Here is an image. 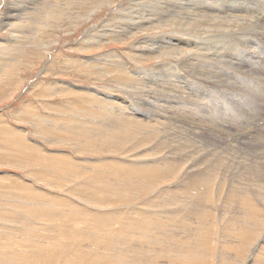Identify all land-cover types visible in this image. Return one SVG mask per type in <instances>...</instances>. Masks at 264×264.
Returning a JSON list of instances; mask_svg holds the SVG:
<instances>
[{"label":"rangeland","instance_id":"374dc122","mask_svg":"<svg viewBox=\"0 0 264 264\" xmlns=\"http://www.w3.org/2000/svg\"><path fill=\"white\" fill-rule=\"evenodd\" d=\"M135 1L0 0V264H119V262L136 264L137 261L133 263V260H139L142 248L154 251L153 255L145 256L149 259L147 262H144L145 264H156V262L157 264L162 262V264H165V262L167 264H255V262L264 264V198L258 197V199H255L254 197H249L245 202V199H247L246 194L249 190V181L247 182L249 177H247L248 173H244L249 172L247 159L249 155H246L249 152L247 153L245 148L248 146L247 138L249 140L252 138L246 136L245 127H247L249 122L250 113H253L252 117L256 122L257 134L255 136H259V138L255 137L254 143L261 145L264 142L260 136V134L264 133V118L259 121V124L257 123L258 107H255L256 110L253 108L252 111L248 109L249 104H247V94L245 93L249 89L246 84L249 82L245 66L246 55L250 50H257L258 43L254 36L258 33L263 34L264 26H258L255 19L254 23L251 20L256 25V27H253L255 31L252 32V27H248L243 31L246 34L242 32L240 34L239 32L235 33L239 36L237 37L235 34H231L236 29L235 24L231 29L227 30V25L221 23L223 21L228 23L230 20H233L231 17H227L229 15L225 12H219V15L218 12H215L213 17L215 21H210V23L206 24L201 22L196 25L191 24L193 22L180 17L177 20L168 22L169 24H175L178 21L176 23L180 26H178V29H175V26H168L164 23H160V26H158V19H156V22H153L155 25L158 23L156 25L158 27H153V25L140 17L141 21L139 19V22H136L132 32V34H135L132 35L130 32L134 25L131 20L129 21V18L134 15H131L128 11L135 13V9L139 8L137 4H142L144 0ZM213 1L216 0H208L207 2L208 4L211 2L209 4L211 5ZM228 1L222 0L227 8L225 10H229L230 7L232 9L234 6L241 7L239 9L241 16L240 18L238 17L239 24H237V28L241 29L242 27L238 26H241L242 23L248 20L246 19L245 12L250 4L246 5V0ZM255 2L256 7L260 5L257 1ZM146 3L142 7L145 6L144 8L147 12H139L143 14L141 15L143 17H146L145 13H162L165 10L164 3L158 4L157 0H148ZM242 4L245 5L243 6ZM134 5H136V8ZM263 5L259 6L262 10L264 8ZM125 8L126 10H123ZM38 14L40 15L39 19ZM189 16H193L195 20L198 17L196 13L189 14ZM219 16L222 17L220 18ZM36 18L40 21L39 23L38 20L36 21ZM217 19L218 21H216ZM31 22H34V25ZM143 22H147L150 27H148V30H143L139 27ZM185 22L188 23L186 24ZM22 23H25V26ZM26 24L28 26L30 24L31 26L28 28ZM190 25L192 26L191 28L189 27ZM185 28H189L188 32ZM110 29H113V31ZM248 29H251V33L254 34L252 35ZM259 29L263 31H258ZM105 30L107 32H104ZM176 31L182 33L176 34ZM28 32L31 33L29 34ZM124 33L126 36L123 35ZM158 37H161L162 43L156 41L159 39ZM181 38L185 42L191 40V44L194 45V47L192 46L194 51L177 52V48L172 43H178V40H182ZM141 40L143 44H147L146 48H148V51L146 50L142 55L149 56V58L147 59L144 56V63H142V60L141 63L136 64L131 57V53L136 49L142 48ZM163 40L168 42L163 43ZM247 40H253V45ZM159 44L160 46H158ZM187 45L185 43L184 46ZM148 46L153 47V49ZM167 46L171 47L168 48ZM255 46L257 47L253 49ZM155 48H157V51H155ZM161 48L166 51H162ZM106 54L111 55L112 61L116 63L121 62L123 65L126 64L124 66L130 67L132 71L121 75L118 67H109L111 57L105 58ZM187 56L191 60L190 65L184 61ZM104 58L106 61L103 63L102 59ZM11 62L12 67L8 68L7 65ZM201 63L203 65H200ZM102 65L107 68L104 69L105 73L102 72ZM165 65L170 67L171 71L164 72L162 69L166 67ZM140 66H144L145 69L147 68L149 81H153L155 75L159 73L161 80L165 81V86L161 85L159 88L157 85L141 82L138 79L135 80L133 76L129 77L133 73L137 75V67ZM157 67L160 68L158 69ZM108 71L110 73L106 74ZM168 73H170V76ZM211 74H214V77ZM194 75L198 79H195ZM140 76H144V74L141 73ZM209 76H211V79ZM171 79L175 85L178 84L182 89L173 91L172 88L175 85H167V81L170 82ZM258 84V78L255 74L252 81V95L255 98L259 97ZM120 85L124 87V90ZM168 87H170V90L167 89ZM226 87L227 89H225ZM68 88L75 91H83V94L74 95ZM126 88L134 91L130 95L133 99L126 97L129 96L124 93ZM161 89L164 91H161ZM118 90H122L123 93ZM145 91L151 95L155 94L156 97L153 98L152 96L151 98V95H147ZM160 92L164 93L161 95ZM117 94L120 95L119 98L122 101L126 100L125 103L130 106L129 112L133 110V112H138L136 115H142L141 113H144V108L150 110V106L154 105L153 111L157 110V114L163 117L162 120L164 122L167 120L166 124H159V127L156 126L158 123L155 125L153 122L142 125L145 127L143 131L146 128L147 130L151 128L152 131H148L153 134L155 133L154 139L149 141L151 143L146 142L149 145H136V142L139 140L137 135H133V141H131L135 145L130 141L125 143V141H122L124 139L117 134L110 133L106 135L107 137L102 135V120H105L109 124L112 122L109 115L97 108L93 96L104 99V97L110 95L117 96ZM164 94L173 98L174 101L183 102L179 104L180 108L182 107V112H184L182 116L175 117L172 114L178 115L177 109L175 111L172 108L168 111V108H166L167 102L163 106L164 109L161 105L160 107L155 105L156 100H160V97L162 99ZM184 95L187 96L185 97ZM176 97L181 99L177 100ZM146 98L150 100L148 101ZM254 101L257 102L256 99ZM190 106L193 108L191 109ZM196 107L204 111L203 115L202 113L199 114L200 116L195 114L193 109ZM228 108L230 109L228 110ZM168 112L171 114H166ZM171 123H174L173 125H176V127H173ZM87 124L90 125L89 128H82L80 130V127H88ZM232 125L234 128L231 127ZM165 130L169 132L167 133ZM200 134L203 135L201 136ZM104 137L106 141L102 139ZM113 137L117 138V140L113 139ZM119 138L122 140H119ZM165 138L168 140L167 143ZM57 139L61 140L57 141ZM154 140H158V142L155 141V144ZM121 141L122 143H120ZM163 141H165L166 148L162 144ZM170 141L173 145L170 144ZM28 142L32 145L27 144ZM160 143L161 145H159ZM33 145H36L37 148L40 146L38 149H42L44 153H38V149H35ZM184 145L185 147H183ZM135 146L136 148H134ZM218 146L220 150L218 153H215V148ZM161 147L163 149H160ZM192 147L193 150L191 149ZM148 148L150 151L147 150ZM131 149L132 151H129ZM170 149L172 151L176 150L172 152ZM211 150L214 154L211 153ZM144 151L146 153H142ZM226 151L229 159L224 154ZM255 151L256 156L261 155L258 148ZM151 152L152 154H150ZM219 152L221 153L219 154ZM171 153L172 156H170ZM238 153L239 156H235ZM139 154H142V156H139ZM218 154L220 156L222 154V157ZM157 155L159 158L163 157L162 160L164 159L165 161L163 164L158 163L162 160ZM168 155L169 157H167ZM180 155H183V157ZM185 156L193 159H188ZM223 156H227L228 160ZM144 157L147 159L156 158L150 159L145 163L154 161L160 166V169L156 173H141L138 175V178L144 181L145 184H142V186L145 187L134 194L131 199L129 193L123 194L120 198L117 197L116 187L118 183L126 184L128 182L127 184L129 185L124 186L126 188L131 187L130 184L136 186L140 183L135 177L128 179L126 172L122 169H119L117 175L119 178H115L116 175L111 174L109 170L111 168L108 169L107 166H114L115 168L118 166L119 168L118 161L131 162L132 164L133 158L145 160ZM194 159L196 162H194ZM216 159L218 166L221 163L220 167L216 166ZM169 160L173 162L175 160L176 166L170 165L171 162ZM211 161L212 164L210 163ZM218 161H225L227 166L225 163H219ZM227 161L230 163H227ZM194 164L197 165L195 166ZM205 164H211V169L215 170L216 175H213L207 183L203 182L199 184V182H196L199 184V187H195V181L190 180L193 179L195 174H203L200 171L205 170ZM171 167L176 168L172 171ZM218 168H221L220 171ZM191 174L194 175L192 176ZM237 174L243 176H239L241 183ZM227 178L230 182L227 181ZM230 178L233 180H230ZM243 179L246 180V183L243 182ZM173 181L176 183L174 184ZM156 182L158 183V187L155 185ZM109 184L113 185L114 194L105 191V188ZM237 185L239 188H237ZM169 186L173 187L172 191L167 192L165 195H159L160 197H154V202L149 200L155 190ZM241 186H244V188ZM245 186L247 189H245ZM177 187L179 188L177 189ZM230 189H232L233 195H231L232 191ZM244 189L246 194L243 192ZM136 190L132 189V192ZM173 190H177L176 192L178 193H172ZM221 191L224 192L221 193ZM225 193H228V195ZM205 198H207L208 202H206ZM247 201H250L255 209L259 210L258 214H261L259 218L246 214L250 211L251 205ZM222 205L224 208H222ZM122 206H127V208L122 210ZM161 208L180 210L188 218L192 219L175 221L174 226L167 225L168 219L160 222L157 214L149 215L151 210L162 211ZM204 208L212 211L206 214H192ZM128 209L133 213L129 212ZM242 210L246 213L244 211L242 213ZM252 210L255 213L254 208ZM223 212L224 214H222ZM225 212L228 213L227 218L233 217L232 219H235L238 217L240 221L247 220L252 223L246 224V226L243 225V228L240 222L234 224V226L231 224L228 226ZM252 227L255 228L253 229ZM219 228L221 231L218 230ZM178 230H182L181 234ZM163 233L166 235L164 234V236ZM168 234L170 238L167 237ZM173 234L175 235V239L173 238ZM140 235H144V237ZM159 237L163 240L158 239ZM181 238L184 239L181 240ZM128 252L133 253L135 258L127 259L126 255L128 256ZM237 252L240 253L237 254ZM183 253L188 254L189 258ZM172 254L175 257H179L174 259L172 258ZM205 254L206 260L204 259ZM181 256L183 259H190V261L183 260ZM246 258L249 259L247 260ZM112 259L114 260L111 261ZM199 259L202 260L200 261Z\"/></svg>","mask_w":264,"mask_h":264},{"label":"bare ground","instance_id":"6f19581e","mask_svg":"<svg viewBox=\"0 0 264 264\" xmlns=\"http://www.w3.org/2000/svg\"><path fill=\"white\" fill-rule=\"evenodd\" d=\"M25 1V0H24ZM43 1V0H42ZM47 1V0H46ZM135 1V0H134ZM137 1V0H136ZM135 1V2H136ZM139 1H141V0H139ZM148 0H144L143 2H142V4H137L138 5V7L139 8H137V10L135 9V13L134 12H129L128 11V13H131V15L133 14L134 16H132L131 18H129V21L131 20V22L133 23V27H132V30H131V34H132V32H133V30H134V28H135V24H136V22L140 19V17L142 18V19H144L145 21H147L148 23H150L151 25H153V27L154 26H156L158 23V26H160V23H164V24H167L168 26H175V29H178L180 26L179 25H177L176 23L178 22H176L175 24H169L168 22L170 21H174V20H177V18H184V19H186V20H188L189 22H193V23H191V24H200V22L201 23H210V21H215L214 20V15H215V12L217 13L218 12V15H219V12H222V13H227L229 16H227V17H231L233 20H230L228 23H226V21H223V22H221V23H224L225 25H227L226 26V29L227 30H229V29H231L232 28V26L234 25L235 27H236V29L235 30H233L232 32H231V34H235V33H238L239 32V34L242 32L243 33V31H245L248 27H252V29H253V27L255 26L256 27V25H254L253 23H254V19H255V22H257V25L258 26H264V15H263V13H264V8H263V10H262V8L261 7H259L260 5L262 6V4H264V0H246L245 2H246V5L247 4H250L249 5V7H247V10H246V12H245V15H246V19H248L246 22H244V23H242V25L241 26H238V27H242L241 29H238L237 28V24H239V19H238V17L240 18V16H241V13L239 12V9L241 8H238V7H235L234 6V8H232L231 9V7H230V9L229 10H225V9H227L226 8V6H225V4H224V2H222V0H216V1H213V3L211 4V5H209L208 4V0H157V2H158V4L159 3H164V7H165V10L161 13V12H158V13H153V12H150V13H148V14H146L145 13V15H146V17H143V16H141V15H143L142 13L145 11V6L144 7H142L143 6V4L144 5H146ZM151 1V0H150ZM228 1V0H227ZM233 1V0H232ZM255 1H257L260 5H258L257 7L255 6L256 5V2ZM103 2V1H102ZM155 3H156V1H154ZM153 2V3H154ZM207 2V3H206ZM229 2V1H228ZM244 2V3H245ZM64 3V2H63ZM117 3V2H116ZM115 3V4H116ZM130 3V2H129ZM234 3V2H233ZM241 3V2H240ZM49 4H50V2H49ZM227 4V3H226ZM229 4V3H228ZM235 4V3H234ZM28 5V4H27ZM38 5V4H37ZM58 5V4H57ZM101 5V4H100ZM149 5V4H148ZM150 5H151V3H150ZM230 5V4H229ZM228 5V6H229ZM232 5V4H231ZM238 5V4H237ZM243 5V4H242ZM245 5V4H244ZM243 5V6H244ZM45 6V5H44ZM61 6V5H60ZM63 6V5H62ZM136 5H134V7H135ZM155 6V5H154ZM161 6V5H160ZM264 6V5H263ZM101 7V6H100ZM132 7V6H131ZM151 7V6H150ZM64 8V7H63ZM127 8H129V7H127ZM136 8V7H135ZM134 9V8H133ZM123 10H126V8L125 9H123ZM148 10H150V9H148ZM39 11V10H38ZM45 11V10H44ZM43 11V12H44ZM48 11V10H47ZM53 11V10H52ZM68 11V10H67ZM70 11V10H69ZM142 12L141 14L139 13V12ZM153 11V10H152ZM156 11H158V10H156ZM162 11V10H161ZM242 11H244V10H242ZM145 12H147V11H145ZM60 13V12H59ZM137 13V14H136ZM194 14V13H196L197 14V18H196V20H195V18L193 17V16H189V14ZM45 14H48V13H45ZM51 14V13H50ZM56 14V13H55ZM188 14V15H187ZM7 15V14H6ZM39 15V14H38ZM137 15H140V16H137ZM217 15V14H216ZM222 15V14H221ZM226 15V14H225ZM36 16V15H35ZM50 16V15H49ZM48 16V17H49ZM91 16V15H90ZM127 16V15H126ZM136 16V17H135ZM39 17H40V15L38 16V19H39ZM124 17V16H123ZM196 17V16H195ZM216 17H218V16H216ZM220 17V16H219ZM222 17V16H221ZM220 17V18H221ZM126 18V17H125ZM25 19V18H24ZM37 18H36V21L38 20ZM68 19V18H67ZM156 19H158V23L155 25L153 22H156ZM223 19V18H222ZM242 19V18H241ZM34 20H35V18H34ZM33 20V21H34ZM78 20V19H77ZM127 20H128V18H127ZM126 20V21H127ZM179 20H181V19H179ZM244 20V19H243ZM251 20H253L252 22H251ZM36 21H34V22H36ZM44 21V20H43ZM116 21V20H115ZM140 21H141V19H140ZM182 21V20H181ZM216 21H218V19L216 20ZM242 21V20H241ZM18 22V21H17ZM23 22V21H22ZM25 22V21H24ZM33 22V23H34ZM40 21L38 20V23H39ZM45 22V21H44ZM139 22V21H138ZM147 22H143V23H141L140 25H139V27L140 28H142L143 30H145V29H147L148 30V24H147ZM26 23V22H25ZM25 23H22L23 25L25 24ZM28 23H30V22H28ZM32 22H31V24H33ZM37 23V22H36ZM54 23H56V22H54ZM59 23V22H58ZM129 23V22H128ZM174 23V22H173ZM186 23V22H185ZM184 23V24H185ZM188 23V22H187ZM186 23V24H187ZM51 24V23H50ZM139 24V23H138ZM137 24V25H138ZM179 24V23H178ZM183 24V25H184ZM190 24V23H189ZM215 24H216V22H215ZM27 25V24H26ZM34 25V24H33ZM38 25V24H37ZM37 25H36V28H37ZM109 25V24H108ZM150 25V26H151ZM219 25V24H218ZM222 25V24H221ZM25 26V25H24ZM23 26V27H24ZM29 26H31L30 24H29ZM29 26L27 25V27L29 28ZM115 26H116V24H115ZM158 26H156V27H158ZM179 26V27H178ZM187 26V25H186ZM22 27V28H23ZM26 27V28H27ZM112 27V26H111ZM110 27V28H111ZM118 27V26H117ZM139 27H138V29H139ZM166 27V26H165ZM181 27H182V25H181ZM184 27V26H183ZM188 27V26H187ZM190 28L192 27L191 25L189 26ZM259 27V28H260ZM21 28V29H22ZM32 28H33V26H32ZM36 28H34V29H36ZM150 28V27H149ZM31 29V28H30ZM34 29H32V30H34ZM52 29V28H51ZM113 29H116V28H113ZM113 29L111 30V31H113ZM119 29H120V27H119ZM126 29V28H125ZM186 29V31L188 32V29L189 28H185ZM257 29V28H256ZM262 29H263V27H262ZM261 29V30H262ZM29 30V29H28ZM127 30V29H126ZM248 30H250V33H251V29H248ZM260 29L258 30V31H261ZM27 31V30H26ZM31 31V30H30ZM37 31V30H36ZM42 31V30H41ZM45 31H47V30H45ZM108 31H109V29H108ZM170 31V30H169ZM182 31V30H181ZM183 31H184V28H183ZM196 31V30H195ZM222 31V30H221ZM255 30L253 29V31L252 32H254ZM257 31V30H256ZM258 31H257V33H258ZM263 31V30H262ZM34 32V31H33ZM32 32V33H33ZM104 32H107L106 30L104 31ZM122 32V31H121ZM125 32V31H124ZM127 32V31H126ZM136 32V31H135ZM167 32V31H166ZM208 32V31H207ZM246 32H249V31H246ZM264 32V31H263ZM25 33V32H24ZM29 33V32H28ZM31 33V32H30ZM29 33V34H30ZM40 33V32H39ZM161 33V32H160ZM170 33V32H169ZM176 34L178 33H182V32H180V31H176L175 32ZM249 33V34H250ZM27 34V33H26ZM109 34H112V33H109ZM116 34V33H115ZM114 34V35H115ZM133 34H135V33H133ZM132 34V35H133ZM158 34V33H157ZM193 34V33H192ZM243 34H246V33H243ZM252 34V33H251ZM254 34V33H253ZM252 34V35H253ZM256 34V33H255ZM107 35V34H106ZM117 35V34H116ZM124 36H126L125 35V33L123 34ZM123 35H121V36H123ZM196 35H199V34H196ZM195 35V36H196ZM236 35V34H235ZM160 36H161V34H160ZM237 36V35H236ZM48 37V36H47ZM104 37H105V35H104ZM218 37H219V35H218ZM237 37H239V36H237ZM247 37V36H246ZM254 37H256V39L255 40H257V43H258V48H257V50H255L254 48H256L257 46H255V47H253V49L254 50H250L249 52H248V54L246 55L247 57H246V60H245V66H246V70H247V74H248V80H249V82H247L246 84H247V88H249L248 89V91L247 92H245L246 94H247V96H246V99H247V101H248V103L247 104H249V108L248 109H250L251 111H252V109L253 108H255V107H258V117H256V118H258V121H257V119H256V121H257V123L259 124V121H261V120H263V118H264V33L262 34H260V33H258V34H256ZM112 38V37H111ZM151 38V37H150ZM159 38V37H158ZM205 38V37H204ZM234 38V37H233ZM46 39V38H45ZM108 39V38H107ZM106 39V40H107ZM174 39V38H173ZM182 39V38H181ZM187 39V38H186ZM236 39V38H235ZM247 39H249L248 37H247ZM115 40V39H114ZM144 41H145V39H143ZM155 40V39H154ZM178 40V39H177ZM183 40V39H182ZM182 40H178V43H172V45H174L176 48H177V52L178 51H181V53L182 52H191V51H194V45H192L191 44V40H188L187 42H185L184 40L182 41ZM206 40V39H205ZM46 41V40H45ZM140 41V40H139ZM138 41V42H139ZM152 41H153V39H152ZM157 42H159V43H162V39H161V37L159 38V39H157L156 40ZM172 41V40H171ZM240 41V40H239ZM247 41H249V40H247ZM149 42H150V40H149ZM156 42V43H157ZM165 42H168V41H166V40H163V43H165ZM188 42H190V43H188ZM206 42V41H205ZM224 42V41H223ZM252 43V45H253V40H251V41H249V43ZM141 43H142V40H141ZM148 43V42H147ZM182 43V44H181ZM185 43H187L188 45L187 46H184L185 45ZM220 43V42H219ZM225 43V42H224ZM151 45H152V43H150ZM241 44V43H240ZM254 44H255V42H254ZM142 45V48L141 49H139V50H135L133 53H131V57L133 58V61L136 63V64H138V63H141L142 62V60H143V62L142 63H144V60H145V57L144 56H146V55H142V53L143 52H145L146 50L148 51V48H146V46H147V44L145 45V44H141ZM154 45V44H153ZM156 45V44H155ZM164 45V44H163ZM205 45H207V44H205ZM251 45V46H252ZM135 46V45H134ZM158 46H160V44L158 45ZM193 46V47H192ZM139 47V46H138ZM148 47H150V46H148ZM155 47V46H154ZM164 47V46H163ZM165 47H166V45H165ZM168 48L169 47H171V46H167ZM200 47V46H199ZM241 47V46H240ZM261 47H263V48H261ZM140 48V47H139ZM151 48V47H150ZM149 48V49H150ZM158 48V47H157ZM157 48H155V51H157L156 49ZM160 48V47H159ZM198 48V47H197ZM204 48V47H203ZM251 48V47H250ZM260 48V49H259ZM132 49H133V47H132ZM151 49H153V47L151 48ZM164 49H166V48H164ZM212 49V48H211ZM159 50V49H158ZM161 50H162V48H161ZM170 50V49H169ZM168 50V51H169ZM175 50V49H174ZM196 50V49H195ZM248 50H249V48H248ZM151 51V50H150ZM162 51H166V50H162ZM200 51V50H199ZM225 51V50H224ZM241 51V50H240ZM161 52V51H160ZM216 52V51H215ZM151 53V52H150ZM231 53V52H230ZM152 54H154L153 52H152ZM171 54H172V52H171ZM173 54H174V52H173ZM177 54V53H176ZM197 54V53H196ZM156 55V54H155ZM189 55V54H188ZM153 56V55H152ZM165 56V55H164ZM170 56V55H169ZM173 56V55H172ZM178 56V55H177ZM105 58H108V57H111V55H107L106 54V56H104ZM147 57V59L149 58V56H146ZM180 57V56H179ZM184 57V56H183ZM102 59V61H103V63L106 61V59ZM217 58V57H216ZM178 59V58H177ZM245 59V58H244ZM158 60V59H157ZM170 60V59H169ZM183 60V59H182ZM181 60V61H182ZM203 60V59H202ZM231 60V59H230ZM110 66L109 67H111V66H115V67H118L119 68V72H120V74L121 75H124V74H126V72H130V71H132L131 69H130V67H125L124 65H126V64H122L121 62H119V63H116V62H114V61H112V57L110 58ZM163 61V60H162ZM185 62H186V64H189L190 63V58L187 56V58H185V60H184ZM243 61V60H242ZM176 62V61H175ZM200 62V61H199ZM198 62V63H199ZM244 62V61H243ZM126 63V62H125ZM169 63V62H168ZM183 63V62H182ZM181 63V64H182ZM106 64V63H105ZM167 64V63H166ZM170 64V63H169ZM232 64V63H231ZM255 64V65H254ZM7 65V64H6ZM12 65V62L11 63H9L7 66H8V68L10 67ZM14 65V64H13ZM190 65V64H189ZM194 65V64H193ZM200 65H203L202 63L200 64ZM230 65V64H229ZM256 65H257V67H256ZM166 66V65H165ZM216 66V65H215ZM222 66V65H221ZM234 66V65H233ZM12 67V66H11ZM102 68H103V71L102 72H104L105 73V71H104V69H107L104 65H102L101 66ZM101 67H99V68H101ZM164 67V66H163ZM162 67V68H163ZM14 68V67H13ZM144 66H140V67H137V75H135L134 73L131 75L130 74V76L129 77H134L133 79H135V80H139V81H141V82H147V83H150V84H154V85H157V86H159V88L161 87V85H163V86H165V81L164 80H161V75L159 74V76H158V74H156L155 75V78L153 79V81H149L148 80V71L144 68ZM158 68V67H157ZM160 68V67H159ZM158 68V69H159ZM213 68H214V66H213ZM218 68V67H217ZM2 69V68H1ZM143 69V70H142ZM150 69V68H149ZM156 69V68H155ZM3 70V69H2ZM1 70V71H2ZM116 70V69H115ZM164 72H167V71H171V69H170V67H168V66H166V67H164L163 69H162ZM215 70V69H214ZM116 71H118V70H116ZM151 71V70H150ZM153 71V70H152ZM159 71V70H158ZM161 71V70H160ZM218 71H220V70H218ZM217 71V72H218ZM222 71V70H221ZM224 72V71H223ZM103 73V74H104ZM108 73H110L109 71L106 73V74H108ZM141 73H143L144 74V76H140L141 75ZM152 73V72H151ZM155 73V72H154ZM162 73V72H161ZM210 73H211V71H210ZM213 73H215L214 71H213ZM127 74H129V73H127ZM169 74V76H170V73H168ZM173 74V73H172ZM198 74V73H197ZM208 74H209V71H208ZM218 74V73H217ZM216 74V75H217ZM247 74H246V76H247ZM257 75V78H258V85H259V88H258V94H259V97L258 98H255L253 95H252V81H253V78H254V75ZM101 75V74H100ZM153 75V74H152ZM190 75H192L193 76V74L192 73H190ZM196 75V74H195ZM195 75H194V77H195ZM201 75V74H200ZM212 76L214 75V74H211ZM215 75V76H216ZM219 75V74H218ZM222 75V74H221ZM168 76V75H167ZM198 76V75H197ZM220 76V75H219ZM236 76H237V74H236ZM159 77V78H158ZM201 77H203V76H201ZM205 77V76H204ZM210 77V79H211V76H209ZM214 77V76H213ZM240 77V76H239ZM166 78V77H165ZM217 78V77H216ZM238 78V77H237ZM120 79V78H119ZM195 79H198V78H196L195 77ZM205 79V78H204ZM172 80V79H171ZM170 80V82L169 81H167V85H173L174 84V81L172 80L171 81ZM175 80V79H174ZM177 80V79H176ZM235 80V79H234ZM10 81V80H9ZM118 81H120V80H118ZM217 81V80H216ZM239 81V80H238ZM246 82V81H245ZM138 83V82H137ZM136 83V84H137ZM233 83V82H232ZM243 83V82H242ZM203 84V83H202ZM209 84H210V82H209ZM223 84V83H222ZM245 84V85H246ZM256 84V83H255ZM143 85V84H142ZM175 85V84H174ZM173 85V86H174ZM181 85V84H180ZM231 85V84H230ZM121 87H122V85H120ZM236 86V85H235ZM146 87V86H145ZM151 87V86H150ZM170 87H172V86H170ZM170 87H168L167 89H169L170 90ZM206 87V86H205ZM124 87H122V89H123ZM182 89V87L181 86H178V84L177 85H175L174 86V88H172L173 89V91H179V89ZM54 89V88H53ZM86 89V88H85ZM88 89V88H87ZM147 89V88H146ZM165 90H167L166 88H164ZM225 89H227V87L225 88ZM234 89V88H233ZM256 89V88H255ZM52 90V89H51ZM68 90H70L71 91V93L72 94H74V95H80V94H83V91H79V90H73V89H69L68 88ZM124 90V89H123ZM157 90V89H156ZM187 90V89H186ZM192 90V89H191ZM195 90V89H194ZM55 91V90H54ZM80 93H79V92ZM119 91V90H118ZM149 91H152V90H149ZM161 91H164V90H162L161 89ZM254 91V90H253ZM55 92H58V91H55ZM119 92H122V90L121 91H119ZM134 91L132 90V89H129V88H126V90H125V94L126 95H129V96H126V97H129V98H132V97H130V95L133 93ZM146 92V91H145ZM166 92H168V91H166ZM183 92V91H182ZM181 92V93H182ZM199 92V91H198ZM53 93V92H52ZM123 93V92H122ZM121 93V94H122ZM144 93V92H143ZM147 93V92H146ZM152 93V92H151ZM157 93V92H156ZM161 93V92H160ZM164 93V92H163ZM163 93H161V95L163 94ZM180 93V94H181ZM184 93V92H183ZM188 93V92H187ZM194 94V93H193ZM234 96H235V94L234 93H232ZM147 95H151V94H149V93H147ZM171 95V94H170ZM179 95V94H178ZM189 95H191V94H189ZM201 95V94H200ZM93 96V95H92ZM118 96V97H117ZM117 96H113V95H110V96H107V97H104V99L103 98H98V97H96V96H93V99L96 101V104H97V108L99 109V110H101L103 113L105 112L107 115H109L110 116V120H111V124H109V123H107L105 120H102V123H103V127H102V135H104V136H106V135H109L110 133H113V134H117V135H120L121 136V138H123L124 140H122L121 138H119V140L121 139L122 141H125V143L127 142V141H133V135L135 136V135H137L136 137L137 138H139V140L136 142V145L138 144V145H145V146H147V145H149V143H151V142H149L150 140H153L154 139V134L152 133V132H150V131H148V130H151V128L150 129H148L147 130V128L145 129V131H143V129L145 128L144 126H142V125H144V124H147V123H151V122H153V124H155L156 125V123H158L156 126H158L159 124H161V125H163L165 122H167V120L164 122L162 119H163V117L161 116V115H158L157 114V110H155V111H153V106L151 105V104H149V105H151L150 106V110H148V109H146V108H144V113H141L142 115H136V113H138V112H133V110L132 111H130L129 112V110H130V106L128 105V104H126L125 102H126V100H121L119 97H120V95L119 94H117ZM152 96H153V98L154 97H156L155 96V94H153V95H151L150 97L152 98ZM182 96V95H181ZM185 96V95H184ZM187 96V95H186ZM185 96V97H186ZM198 96V95H197ZM258 96V95H257ZM256 96V97H257ZM149 97V98H150ZM159 97H160V95H159ZM163 98L161 99V97H160V100L159 99H157L156 100V102H155V105L156 106H159L160 107V105L162 106V108H163V106H165V103H166V108H168V111H170L172 108L175 110V109H177L178 110V112H179V114L178 115H175L174 113H172L175 117H177V116H182L183 114H184V112H182V110H181V108H180V103L182 104L183 102H179V101H174V99L173 98H171V97H168V96H166L165 94H164V96H162ZM191 97V96H190ZM202 97V96H201ZM121 98H123L122 96H121ZM125 98V97H124ZM145 98V97H144ZM263 98V99H262ZM133 99V98H132ZM147 100H148V98H146ZM145 99V100H146ZM176 99L177 100H179V99H181V98H179V97H176ZM184 99V98H183ZM186 99V98H185ZM193 99V98H192ZM196 99V98H195ZM254 99H256L257 100V102L256 101H254ZM141 100V99H140ZM144 100V99H143ZM150 100V99H149ZM148 100V101H149ZM194 100V99H193ZM191 101V100H190ZM189 101V102H190ZM196 101V100H195ZM142 102V101H141ZM143 102H145V101H143ZM201 102V101H200ZM147 103V102H146ZM145 103V104H146ZM153 103V102H152ZM194 103V102H193ZM139 105H141L140 103H138ZM143 104V103H142ZM225 104H227V103H225ZM148 105V104H147ZM184 105V104H183ZM194 105V104H193ZM200 105H202V104H200ZM186 106H188V105H186ZM196 106V105H195ZM217 106V105H216ZM247 106V105H246ZM191 107V106H190ZM204 107V106H203ZM207 107V106H206ZM230 107V106H229ZM157 108V107H156ZM193 107H191V109H192ZM159 109V108H158ZM161 109V108H160ZM164 109V108H163ZM163 109H161V110H163ZM186 109V108H185ZM190 109V110H191ZM209 109V108H208ZM230 108H228V110H229ZM194 111H195V114L198 116L200 113H202V115H203V110L201 111V109L200 108H198V107H196V108H194L193 109ZM225 110V109H224ZM255 110H256V108H255ZM254 110V111H255ZM153 111V112H152ZM165 111V110H164ZM176 111V110H175ZM208 111V110H207ZM253 111V112H254ZM170 112H168V113H166V114H169ZM190 113V112H189ZM233 113V112H232ZM255 113V112H254ZM171 114V113H170ZM192 114V113H191ZM223 114H224V112H223ZM253 114V113H252ZM252 114L250 113L249 114V122H248V124H247V127H245L246 129H245V134H246V136H249L250 138H252L251 140H249V138H247V141H248V146L245 148L246 149V151H247V153L249 152V154H246L247 156H248V163H249V168H248V170H249V172H244V173H248V176L247 177H249L248 179H247V182L249 181V183H248V188H249V190L247 191V194L245 193V189H247L246 188V186H245V189H244V193L246 194V196H247V199H245V202H246V200H248L249 199V197H254L255 199H258V197H261V198H264V142H263V144H261V145H259V144H257V143H254V139H255V134H257V129H256V126H255V124H256V122H255V120L253 119V117H252ZM164 115V114H163ZM201 115V116H202ZM212 115V114H211ZM247 115V114H246ZM167 116V115H166ZM200 116V115H199ZM254 116H255V114H254ZM187 117V116H186ZM189 117H190V115H189ZM225 117V116H224ZM248 117V116H247ZM173 118V117H172ZM182 118H184V117H182ZM218 118H220V117H218ZM217 118V119H218ZM229 118H231V117H229ZM235 118H236V116H235ZM234 118V119H235ZM195 119V118H194ZM226 119H227V117H226ZM230 120V119H229ZM233 120V119H232ZM109 121V120H108ZM194 121V120H193ZM264 121V120H263ZM202 122V121H201ZM227 122V121H226ZM237 122H238V120H237ZM206 123V122H205ZM166 124V123H165ZM169 124V123H168ZM172 124V123H171ZM174 124V123H173ZM172 124V125H173ZM229 124V123H228ZM88 125V124H87ZM231 125V124H230ZM235 125V124H234ZM244 125V124H243ZM261 125V124H260ZM171 126V125H170ZM169 126V127H170ZM176 127V125H173V127ZM189 126V125H188ZM187 126V127H188ZM237 126V125H236ZM238 126H239V124H238ZM242 126V125H241ZM258 126V125H257ZM90 127V125H88V127H80V130L82 129V128H89ZM150 127H152V126H150ZM159 127V126H158ZM161 127V126H160ZM165 127V126H164ZM168 127V128H169ZM172 127V128H173ZM231 127H233V125L231 126ZM39 128V127H38ZM157 128V127H156ZM162 128V127H161ZM234 128V127H233ZM260 128V127H259ZM263 128V127H262ZM60 129V128H59ZM164 129V128H163ZM167 129V128H166ZM186 129V128H185ZM241 129H242V127H241ZM241 129H239V130H241ZM244 129V128H243ZM261 129V128H260ZM264 129V128H263ZM262 129V130H263ZM77 130H78V128H77ZM161 130V129H160ZM187 130V129H186ZM214 130V129H213ZM233 130V129H232ZM231 130V131H232ZM236 130V129H235ZM152 131V130H151ZM159 131V130H158ZM157 131V132H158ZM164 131V130H163ZM167 133L169 132V131H167V130H165ZM220 131V130H219ZM264 131V130H263ZM263 131H261V132H263ZM162 132V131H161ZM166 132H164V133H166ZM182 132V131H181ZM203 132V131H202ZM242 132V131H241ZM233 133V132H232ZM231 133V134H232ZM180 134V133H179ZM219 134V133H218ZM226 134V133H225ZM101 135V136H102ZM181 135V134H180ZM185 135V134H184ZM195 135V134H194ZM197 135V134H196ZM201 135V134H200ZM203 135V134H202ZM201 135V136H202ZM220 135V134H219ZM115 136V135H114ZM162 136H164L163 134H162ZM197 136H199V135H197ZM196 136V137H197ZM200 136V137H201ZM260 136L262 137L261 139H263V141H264V133H262V134H260ZM107 137V136H106ZM168 137V136H167ZM166 137V138H167ZM184 137V136H183ZM182 137V138H183ZM188 137V136H187ZM233 137V136H232ZM258 138H259V136H257ZM256 137V138H257ZM57 138V137H56ZM115 137H113V139H114ZM155 138H156V135H155ZM165 138V139H166ZM169 138V137H168ZM218 138V137H217ZM53 139V138H52ZM55 139V138H54ZM102 139H105V137L104 138H102ZM116 140H117V138H115ZM178 139V138H177ZM208 139V138H207ZM241 139V138H240ZM56 140V139H55ZM59 139H57V141H58ZM61 140V139H60ZM59 140V141H60ZM115 140V141H116ZM161 140V139H160ZM169 140H170V138H169ZM174 140H175V138H174ZM187 140V139H186ZM105 141H106V139H105ZM113 141V140H112ZM114 141V142H115ZM122 141L120 142V143H122ZM136 141V140H135ZM149 142L148 144L146 143V142ZM155 141H157L158 142V140H154V142ZM166 141V143H167V139L165 140ZM165 141H163V143L162 144H164V146H165ZM179 141V140H178ZM177 141V142H178ZM191 141V140H190ZM238 141V140H237ZM23 142V141H22ZM34 142V141H33ZM37 142V141H36ZM53 142H55L54 140H53ZM117 142H119V141H117ZM172 142H174L173 140H172ZM176 142V141H175ZM187 142V141H186ZM236 142V141H235ZM256 142V141H255ZM261 142V141H260ZM35 143V142H34ZM33 143V144H34ZM132 143V142H131ZM189 143V142H188ZM194 143V142H193ZM192 143V144H193ZM216 143H218V142H216ZM216 143H215V145H216ZM246 143V142H245ZM27 144H29V145H32V144H30L29 142L27 143ZM67 144V143H66ZM117 144H119V143H117ZM128 144V143H127ZM132 144H134V142L132 143ZM154 144V143H153ZM155 144H156V142H155ZM158 144V143H157ZM170 144H172L171 143V141H170ZM177 144V143H176ZM23 145H25V144H23ZM114 145V144H113ZM112 145V146H113ZM121 145H123V144H121ZM131 145V144H130ZM135 145V144H134ZM159 145H161V143L159 144ZM166 145H169V144H166ZM173 145V144H172ZM179 145V144H178ZM189 145H191V144H189ZM245 145H247V144H245ZM262 145H263V147H262ZM34 146V148L36 149L37 147H36V145H33ZM124 146V145H123ZM144 146V147H145ZM163 146V147H164ZM193 146H195V145H193ZM202 146V145H201ZM223 146H225V145H223ZM234 146V145H233ZM127 147V146H126ZM138 147V146H137ZM142 147V146H141ZM157 147H158V149H159V146L157 145ZM163 147H161L160 149H163ZM171 147V146H170ZM175 147V146H174ZM173 147V148H174ZM177 147V146H176ZM183 147H185V145L183 146ZM187 147V146H186ZM196 147V146H195ZM212 147V146H211ZM26 148V147H25ZM28 148V147H27ZM38 148H40V146L38 147ZM37 148V149H38ZM42 148V147H41ZM124 148V147H123ZM132 149H133V147H131ZM134 148H136V146L134 147ZM165 148H166V146H165ZM164 148V149H165ZM168 148V147H167ZM199 148V147H198ZM205 148V147H204ZM224 148V147H223ZM226 148V147H225ZM254 148H255V150L258 148V150L260 151V153H261V155L259 156V155H255L256 154V151L254 150ZM132 149L131 150H129V151H132ZM156 149V148H155ZM154 149V150H155ZM186 149V148H185ZM190 149V148H189ZM192 150H193V147L191 148ZM206 149V148H205ZM212 149V148H211ZM238 149V148H237ZM236 149V150H237ZM145 150V149H144ZM148 151H150L149 150V148L147 149ZM153 150V149H152ZM151 150V151H152ZM157 150V149H156ZM167 150H169V149H167ZM171 150V149H170ZM174 150V149H173ZM176 150V149H175ZM174 150V151H175ZM196 150V149H195ZM194 150V151H195ZM201 150H204V149H201ZM220 150V148H219V146L218 147H216L215 148V153H218V151ZM231 150V149H230ZM234 150H235V148H234ZM38 151V153H44L43 152V150L42 149H38L37 150ZM172 151V150H171ZM174 151H172V152H174ZM222 151V150H221ZM228 151V150H227ZM227 151L224 153L225 155H227ZM156 152V151H155ZM163 152V151H162ZM182 152H184L183 150H182ZM234 152V151H233ZM40 153V154H41ZM140 153H141V151H140ZM142 153H146V151H144V152H142ZM168 153H169V151H168ZM167 153V154H168ZM186 153V152H185ZM211 153H213L212 152V150H211ZM211 153H209V154H211ZM221 152H219V154H220ZM258 153V152H257ZM148 154V153H147ZM150 154H152V152L150 153ZM161 154V153H160ZM166 154V155H167ZM176 154V153H175ZM178 154V153H177ZM187 154V153H186ZM197 154V153H196ZM206 154H208V153H206ZM214 154V153H213ZM218 154V155H219ZM222 154H223V151H222ZM222 154H221V156L220 157H222ZM229 154V153H228ZM233 154V153H232ZM234 154H236V153H234ZM243 154V153H242ZM44 155V154H43ZM67 155V154H66ZM133 155V154H132ZM131 155V156H132ZM162 155V154H161ZM165 155V156H166ZM185 155V154H184ZM194 155H195V152H194ZM229 155H231V154H229ZM241 155V154H240ZM64 156V155H63ZM137 156H138V154H137ZM139 156H142V154H139ZM158 156V155H157ZM170 156H172V153H171V155ZM180 156H182L183 157V155H180ZM209 156V155H208ZM228 156V155H227ZM226 156V157H227ZM235 156H239V153H238V155H235ZM167 157H169V155L167 156ZM186 157V156H185ZM217 157V156H216ZM224 157V156H223ZM226 157H224V158H226ZM158 158H159V156H158ZM161 158V157H160ZM159 158V159H160ZM163 158V157H162ZM162 158H161V160H162ZM166 158V157H165ZM186 158H188V157H186ZM191 158V157H190ZM190 158H188V159H190ZM194 158H196V157H194ZM219 158V157H218ZM232 158H233V156H232ZM231 158V159H232ZM134 160H132V164H131V162L130 163H128V162H122V161H118L119 162V168H118V166H116L117 168H115L114 166H107L108 167V169L109 168H111V169H109L110 171H111V174L113 173L114 175H116L115 176V178L117 177V178H119L117 175H118V172H119V169H122V170H124L125 172H126V176L128 177V179H132V178H134L135 177V179L136 180H138V182L140 183V184H138V185H136V186H133V185H131L130 184V186L131 187H124V186H128L129 184H119L118 183V185H117V187H116V196L117 197H121L123 194H128L129 193V195H131V197H130V199L134 196V194H136V193H138V191L139 190H142L145 186H142V184H145L144 183V181H142L140 178H138V175H140L141 173H156L157 172V170L158 169H160V166H158V164L156 163V162H154V161H150V162H148V163H145V162H147V161H149L150 159H156V158H150V159H147V158H145L144 157V159L145 160H142V159H135V158H133ZM169 159V158H168ZM168 159H166V160H168ZM191 159H193V158H191ZM205 159V158H204ZM227 159V158H226ZM228 159H229V156H228ZM227 159V160H228ZM238 159H240V157H238ZM242 159V158H241ZM109 160V159H108ZM142 160V161H141ZM160 160V161H161ZM181 160V159H180ZM198 160V159H197ZM213 160V159H212ZM115 161V160H114ZM130 161V160H129ZM171 163H170V165H173V166H176V164L174 163L175 162V160H174V162L173 161H171V160H169ZM169 161H167V162H169ZM177 161V160H176ZM181 161H183V160H181ZM187 161V160H186ZM192 161V160H191ZM201 161V160H200ZM216 161V163H217V159L215 160ZM231 161V160H230ZM243 161V160H242ZM245 161V160H244ZM165 161H164V159L161 161V162H158V163H160V164H163ZM167 162H166V164H167ZM193 162V161H192ZM194 162H196V160L194 159ZM198 162H199V160H198ZM219 162V161H218ZM220 162H222V161H220ZM219 162V163H220ZM246 162V161H245ZM111 163V162H110ZM187 163H188V161H187ZM191 163V162H190ZM204 163V162H203ZM211 164H212V161L210 162ZM222 163H225V161L224 162H222ZM227 163H230V162H228L227 161ZM242 163V162H241ZM211 164H208L209 165V167H208V165H206L205 164V170L204 171H200L201 172V174L202 175H198V174H195V172H194V174H191L192 176H193V179H191L190 181H195V187L196 186H198L199 187V184H202L203 182H205V183H207L208 182V180L210 179V178H212L213 177V175L215 176L216 175V172H215V170L214 169H211ZM226 164V163H225ZM114 165V164H113ZM182 165V164H181ZM184 165V164H183ZM193 165V164H192ZM195 165V164H194ZM197 165V164H196ZM195 165V166H196ZM230 165V164H229ZM247 165V164H246ZM165 166V165H164ZM217 167H220L221 166V163H220V166H218V163H217V165H216ZM226 166H227V164H226ZM232 166V165H231ZM235 166V165H234ZM233 166V167H234ZM244 166H245V164H244ZM248 166V165H247ZM39 167V166H38ZM168 167V166H167ZM214 167V166H213ZM241 167H242V164H241ZM176 167H171L170 169L173 171L174 169H175ZM202 168V169H203ZM229 168V167H228ZM232 168V167H231ZM236 168V167H235ZM169 169V171H171ZM189 169V168H188ZM191 169V168H190ZM194 169H196V168H194ZM193 169V170H194ZM198 169V168H197ZM219 169V171H220V169L221 168H218ZM217 169V170H218ZM238 169V168H237ZM56 170V169H55ZM167 170V169H166ZM199 170V169H198ZM198 170H197V172H198ZM228 170V169H227ZM57 171V170H56ZM222 171H223V169H222ZM241 171H243L242 169H241ZM120 172L122 173V171L120 170ZM191 172V171H190ZM65 173V172H64ZM187 173V172H186ZM57 174H59V173H57ZM123 174V173H122ZM168 174V173H167ZM166 174V175H167ZM230 174V173H229ZM229 174H227V175H229ZM222 175V174H221ZM220 175V176H221ZM226 175V176H227ZM231 175V174H230ZM230 175H229V177H230ZM238 175V174H237ZM224 176V175H223ZM225 176V177H226ZM239 176H240V174L238 175V178H239ZM123 177V176H122ZM187 177H190V176H187ZM219 177V176H218ZM231 177H232V175H231ZM237 177V176H236ZM240 177H243V176H240ZM163 178V177H162ZM169 178V177H168ZM69 179H71V178H69ZM158 179V178H157ZM169 179H171V178H169ZM168 179V180H169ZM218 179V178H217ZM224 179V178H223ZM228 179V178H227ZM232 178H230V180H231ZM236 179V178H235ZM234 179V180H235ZM240 179V183H241V178H239ZM246 179V178H245ZM107 180V179H106ZM216 180V179H215ZM233 180V179H232ZM244 180V179H243ZM128 181V180H127ZM156 181H158V180H156ZM227 181H229V179L227 180ZM239 181V180H238ZM163 182V181H162ZM174 182V181H173ZM184 182V181H183ZM196 182H199V184H197ZM215 182V181H214ZM220 182H221V180H220ZM226 182V181H225ZM230 182V181H229ZM228 182V183H229ZM234 182V181H233ZM235 182L236 183H238L236 180H235ZM234 182V183H235ZM244 183H246V180H244L243 181ZM106 183V182H105ZM170 183H172V182H170ZM176 182H174V184H175ZM178 183V182H177ZM185 183V182H184ZM190 183H192V182H190ZM194 183V182H193ZM216 183V182H215ZM235 183V184H236ZM179 184V183H178ZM223 184V183H222ZM226 184H227V182H226ZM232 184V183H231ZM155 185H157L156 187H158V183L156 182V184ZM154 185V186H155ZM217 185H218V183H217ZM229 185H230V183H229ZM233 185V184H232ZM242 185V184H241ZM161 186H163V185H161ZM173 186V185H172ZM172 186H169V187H163V188H160L159 190H155V192L154 193H152V196L149 198V200L152 202H154V197H160L159 195H165V194H167V192H169V191H172V189H173V187ZM176 186H178V185H176ZM180 186V185H179ZM183 186V185H182ZM181 186V187H182ZM235 186V185H234ZM240 186V185H239ZM122 187H124V188H126V189H124V188H122ZM222 187V186H221ZM220 187V188H221ZM230 187V186H229ZM228 187V188H229ZM232 187V186H231ZM242 188H244V186H241ZM155 188V187H154ZM179 187H177V189H178ZM237 188H239L238 187V185H237ZM236 188V189H237ZM241 188V189H242ZM132 189H137L136 191H134V192H132ZM184 189V188H183ZM190 189H192V188H190ZM197 189V188H196ZM233 189V188H232ZM232 189H230V191H232ZM235 189V190H236ZM240 189V190H241ZM153 190V191H154ZM227 190V189H226ZM238 191H239V189H237ZM105 191L106 192H108V193H112V194H114V192H113V185H111V184H109L106 188H105ZM177 191V190H176ZM176 191H174L173 190V192L172 193H174V192H176ZM227 191H229V190H227ZM224 192V191H223ZM222 191H221V193H223ZM242 192V191H241ZM240 192V193H241ZM242 192V193H243ZM176 193H178V192H176ZM238 193V192H237ZM226 194V193H225ZM173 195V194H172ZM224 195V194H223ZM226 195H228V193L226 194ZM229 195H230V192H229ZM231 195H233V191H232V194ZM180 196V195H179ZM237 196V195H236ZM175 197V196H174ZM224 197V196H223ZM231 197V196H230ZM178 198V197H177ZM228 199H231V198H229V197H227ZM240 198H242V197H240ZM220 199V198H219ZM225 199H226V197H225ZM205 200H206V202H208L207 201V198H205ZM208 200H209V198H208ZM215 200V199H214ZM232 200V199H231ZM241 200V199H240ZM163 201V200H162ZM172 201H173V199H172ZM175 201V200H174ZM180 201V200H179ZM202 201H203V199H202ZM260 201H262L261 199H260ZM185 202H187V201H185ZM191 202V201H190ZM210 202V201H209ZM224 202H226V201H224ZM247 202H249L251 205H250V211L248 212V213H246L244 210H242V213H243V211L247 214V215H251V216H253V217H256V218H259L260 216H261V214H258V209H255V207L253 206V204L250 202V201H247ZM201 203V202H200ZM204 203V202H203ZM30 204V203H29ZM248 204V203H247ZM44 205V204H43ZM52 205V204H51ZM194 205V204H193ZM208 205V204H207ZM206 205V206H207ZM224 205V204H223ZM223 205H222V208H224L223 207ZM233 205V204H232ZM53 206V205H52ZM203 206V205H202ZM205 206V205H204ZM209 206V205H208ZM226 206V205H225ZM256 206V205H255ZM49 207V206H48ZM59 207V206H58ZM213 207V206H212ZM228 207V206H227ZM257 207V206H256ZM127 208V206H122L121 207V209L122 210H124V209H126ZM188 208V207H187ZM208 208V207H207ZM207 208H204V209H201V210H198V211H196V212H193L192 214H202V213H204V214H206V213H210L211 211H209ZM230 208H231V205H230ZM254 208V211H255V213L253 212V209ZM153 209V208H152ZM162 209V208H161ZM228 209H229V207H228ZM232 209V208H231ZM233 209H234V207H233ZM241 209V208H240ZM129 210V209H128ZM235 211H236V209H234ZM219 211V210H218ZM222 211V210H221ZM225 211H227V210H225ZM240 211V210H239ZM129 212H131V213H133L132 211H130L129 210ZM138 212H141V211H138ZM185 212H187V211H185ZM228 212V211H227ZM227 212H225L226 213V221H227V225L229 226L230 224L231 225H233L234 226V224H238V222H240L241 224H242V228H243V225L244 226H246V224H251L252 222L251 221H247V220H245V221H240L239 219H238V217L237 218H235V219H232V218H227V216H228V213ZM231 212V211H230ZM232 212H233V210H232ZM238 212V211H237ZM264 212V211H263ZM215 213V212H214ZM236 213V212H235ZM240 213H241V211H240ZM155 214H157L158 215V220L161 222V221H163L164 219H168V222H167V225H173L174 226V222L175 221H182V219H188V220H190V219H192V218H188L183 212H181L180 210H173V209H162V211H159V210H156L155 209V211H153V210H151V212H149V215L151 216V215H155ZM221 214V213H220ZM222 214H224V212L222 213ZM222 214H221V216H222ZM257 214V215H256ZM231 215V214H230ZM238 215V214H237ZM242 215V214H241ZM220 216V217H221ZM225 217V216H224ZM236 217V216H235ZM218 218V217H217ZM250 218V217H249ZM249 218H247V219H249ZM223 219V218H222ZM262 219V218H261ZM263 220V219H262ZM223 221H224V219H223ZM197 222V221H196ZM199 222V221H198ZM201 222V221H200ZM179 224V223H178ZM256 224V223H255ZM256 225H258V224H256ZM219 226V225H218ZM227 226V227H228ZM252 226V225H251ZM254 226V225H253ZM172 227V226H171ZM222 227H223V224H222ZM250 227V226H249ZM231 228V227H230ZM233 228V227H232ZM253 229L255 228V227H252ZM74 229V228H73ZM222 229V228H221ZM234 229H235V227H234ZM233 229V230H234ZM218 230H220V228L218 229ZM217 230V231H218ZM244 230V229H243ZM251 230V229H250ZM179 231V233L182 231H180V230H178ZM221 231V230H220ZM225 231V230H224ZM236 231V230H235ZM66 232V231H65ZM132 232H134V231H132ZM177 232V231H176ZM219 232V231H218ZM247 232V231H246ZM258 232V231H257ZM183 233H184V231H183ZM182 233V234H183ZM217 233V232H216ZM220 233V232H219ZM132 234H134V233H132ZM137 234H138V232H137ZM165 233H163V235H164ZM176 234V233H175ZM181 234V233H180ZM242 234V233H241ZM162 235V236H163ZM166 235V234H165ZM164 235V236H165ZM172 235V234H171ZM174 235V234H173ZM255 235V234H254ZM253 235V236H254ZM141 237H144V235H140ZM222 236V235H221ZM229 236V235H228ZM258 236V235H257ZM167 237H169V234H168V236ZM175 237V235L173 236V238ZM218 237V236H217ZM161 237H159L158 239H160ZM164 238V237H163ZM170 238V237H169ZM235 238V237H234ZM237 238V237H236ZM44 239V238H43ZM157 239V240H158ZM172 239V238H171ZM175 239V238H174ZM179 239V238H178ZM182 239H184V238H181V240ZM257 239V238H256ZM260 239H261V237H260ZM160 240H163V239H160ZM160 240H158V241H160ZM176 240H177V238H176ZM225 240V239H224ZM178 241V240H177ZM185 241H187V240H185ZM212 241V240H211ZM218 241V240H217ZM231 241V240H230ZM164 242H165V240H164ZM219 242V241H218ZM180 243V242H179ZM213 243V242H212ZM224 243V242H223ZM225 243H226V241H225ZM259 243V242H258ZM189 244V243H188ZM239 244V243H238ZM245 244H247V243H245ZM32 245V244H31ZM217 245V244H216ZM258 245V244H257ZM183 246V245H182ZM181 246V247H182ZM189 246H190V244H189ZM242 246H244L243 244H242ZM167 247V246H166ZM187 248V247H186ZM39 249V248H38ZM152 249V248H151ZM181 249V248H180ZM235 249V248H234ZM188 250V249H187ZM191 250V249H190ZM190 250H189V252H190ZM239 250V249H238ZM181 251H182V249H181ZM202 251V250H201ZM200 251V252H201ZM212 251V250H211ZM210 251V252H211ZM257 251V250H256ZM154 252V251H153ZM153 252H152V250L150 251V249H148V248H142V250H141V254H140V256H139V260H133V263L134 262H136V264H145L144 262H147L149 259L148 258H146L145 256L146 255H149V256H151V255H153ZM174 252V251H173ZM177 252V251H176ZM175 252V253H176ZM185 252V251H184ZM199 252V253H200ZM207 251L205 250V253H206ZM244 252V251H243ZM261 251L259 250V253H260ZM41 253V252H40ZM182 253V252H181ZM192 253V252H191ZM190 253V254H191ZM196 253V252H195ZM222 253V252H221ZM238 253H240V252H237V254ZM242 253V252H241ZM263 253V252H262ZM177 254V253H176ZM178 254H179V256H180V253L178 252ZM183 254H185V253H183ZM182 254V255H183ZM207 254V253H206ZM206 254H205V260H206ZM211 254V253H210ZM229 254V253H228ZM243 254V253H242ZM261 254V253H260ZM126 255V254H125ZM186 255V254H185ZM188 255V254H187ZM186 255V256H187ZM193 255V254H192ZM191 255V256H192ZM230 255V254H229ZM240 255V254H239ZM244 255V254H243ZM254 255V254H253ZM39 256V255H38ZM172 256H173V254H172ZM179 256H173L172 258H178ZM186 256H184V257H186ZM197 256V255H196ZM257 256V255H256ZM126 257H127V259H134L135 258V255L133 254V253H130V252H128V256L126 255ZM182 257V256H181ZM180 257V258H181ZM188 257V256H187ZM186 257V258H187ZM203 257V256H202ZM201 257V258H202ZM238 257V256H237ZM258 257V256H257ZM260 257V256H259ZM189 258V257H188ZM244 258V257H243ZM260 258H262V257H260ZM264 258V257H263ZM74 259V258H73ZM108 259H111V258H108ZM150 259H151V257H150ZM153 259V258H152ZM170 259V258H169ZM182 259H183V257H182ZM197 260H198V258H196ZM247 260L249 259V258H246ZM258 259V258H257ZM33 260V259H32ZM114 259H112L111 261H113ZM171 260V259H170ZM178 260H180V259H178ZM183 260H186V259H183ZM196 260V261H197ZM200 261L202 260V259H199ZM246 260V261H247ZM251 260H253L252 258H251ZM260 260V259H259ZM76 261V260H75ZM74 261V262H75ZM110 261V260H109ZM186 261H190V259L188 260H186ZM227 261V260H226ZM37 262V261H36ZM116 262V261H115ZM162 262V261H161ZM194 262V261H193ZM199 262V261H198ZM197 262V263H198ZM213 262V261H212ZM40 263V262H39ZM110 263V262H109ZM150 263V262H149ZM160 263V262H159ZM163 263V262H162ZM162 263H160V264H162ZM187 263V262H186ZM223 263V262H222ZM226 263V262H225ZM250 263V262H249ZM72 264V263H71ZM116 264H118V263H116ZM119 264H124L123 262H119ZM155 264V263H154ZM156 264H157V262H156ZM165 264H167L166 262H165ZM185 264V263H184ZM207 264V263H206ZM224 264V263H223ZM233 264V263H232ZM255 264H258L257 262H255ZM259 264H261V263H259Z\"/></svg>","mask_w":264,"mask_h":264}]
</instances>
